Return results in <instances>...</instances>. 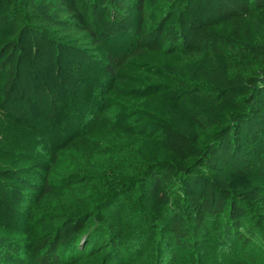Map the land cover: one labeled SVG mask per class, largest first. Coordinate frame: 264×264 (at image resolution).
<instances>
[{"label": "trees", "instance_id": "trees-1", "mask_svg": "<svg viewBox=\"0 0 264 264\" xmlns=\"http://www.w3.org/2000/svg\"><path fill=\"white\" fill-rule=\"evenodd\" d=\"M76 147L110 168L56 179ZM253 243L264 0H0V264H216L201 251Z\"/></svg>", "mask_w": 264, "mask_h": 264}, {"label": "rangeland", "instance_id": "rangeland-1", "mask_svg": "<svg viewBox=\"0 0 264 264\" xmlns=\"http://www.w3.org/2000/svg\"><path fill=\"white\" fill-rule=\"evenodd\" d=\"M110 166V159L92 158L87 151L76 147L60 156L53 175L56 179L62 178L71 172L95 175L99 174L100 170L102 172L108 170ZM216 234L218 235V233ZM224 238L223 236V242H225ZM255 243L258 244L259 242ZM255 243L251 244L245 251L237 252V254L233 255L229 253L223 256L217 252H211V250L206 251L205 249L201 252L202 254L207 252L206 254H208L207 256L211 263L215 261L221 264H264V245H255Z\"/></svg>", "mask_w": 264, "mask_h": 264}]
</instances>
